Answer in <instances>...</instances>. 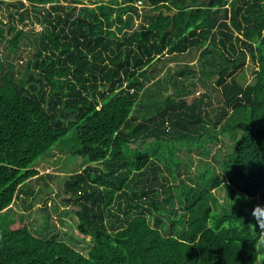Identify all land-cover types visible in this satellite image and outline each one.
<instances>
[{"label": "trees", "instance_id": "16d2710c", "mask_svg": "<svg viewBox=\"0 0 264 264\" xmlns=\"http://www.w3.org/2000/svg\"><path fill=\"white\" fill-rule=\"evenodd\" d=\"M62 1L78 3L0 0V264H253L264 255L249 226L264 205V0H113L77 13ZM162 9L176 12L172 30ZM192 52L224 67L188 100L193 60L177 58ZM43 162L71 166L64 192L86 255L32 234L11 208L26 182L53 178Z\"/></svg>", "mask_w": 264, "mask_h": 264}, {"label": "rangeland", "instance_id": "374dc122", "mask_svg": "<svg viewBox=\"0 0 264 264\" xmlns=\"http://www.w3.org/2000/svg\"><path fill=\"white\" fill-rule=\"evenodd\" d=\"M77 1L78 3L62 1L61 5L66 7V9L75 6L76 13L79 11V9H81V7H88L89 9L97 11L99 3H102V5L104 6H113L110 4L113 0ZM24 4L28 5L26 2H24ZM135 5L137 6V8H141L142 6L138 5L137 2ZM115 9V12L117 13L119 7L117 6L115 7ZM4 13L5 10L0 5V19L6 20L4 17ZM133 18L134 24L132 28L135 29L138 27V25H140V20L135 17ZM18 26L23 27L25 31H27L31 27H34L36 32L40 31L41 29L40 25H31V23L29 22H26L25 26H22L20 24H18ZM112 31L117 35V37H119V35L121 34V32L117 30V26L112 27ZM31 39V41H29L27 38L25 39L27 47L25 48L24 59L33 50V37H31ZM4 53V44L1 43L0 54ZM177 59L179 62L184 63L195 59L193 62H191V68L192 70L194 69V76L190 78V82H192L195 87L187 86V88H190L191 90L187 98L188 100L194 97L196 98L199 95L208 92L214 86V82L218 76L217 71L224 67L223 61L215 52L213 53V58H211L212 60H209V62L207 63L205 59H208V57L200 58L198 52L191 53L190 55L185 56L181 55ZM202 61H205L204 66L201 65ZM160 65L161 64H159L158 67H160ZM199 67L205 73V76L198 70ZM253 70L254 65L250 62L249 59H247L246 65L243 69L245 74L243 82L245 84L250 83ZM238 75H240V73H238L237 76ZM169 92L167 91L166 95H169ZM70 147L71 146L68 145L67 149H70ZM135 147L136 145L124 144L122 146L123 153L127 156H131L134 152ZM139 148H141L142 151H145L147 148L146 143L142 144V146H140ZM222 150V152H225L227 150L230 151V145L227 144V147L222 146ZM61 152H63V150H61ZM64 162L65 161L63 158L59 160L57 167L61 168ZM70 162H72V159L71 161L68 160V163ZM42 164L38 168L39 174L46 175L47 173H51L53 175V178L50 180L41 179L39 181H36V179H32L26 182V184L22 186V191H20L17 195V198L15 199L11 208L13 209L14 213L22 214L24 216V222L27 224L32 234L43 238L54 235L56 236V240L65 242L83 255H86L87 251L91 247V242L88 238H85L79 233L77 229L78 219L76 216L77 206L74 205L72 201H67V199L73 198L64 192V183L69 177L71 166L68 165L69 168L66 169H54L51 165H48L44 162ZM197 165L198 161L196 158H194V164L190 168V175L194 176V174L196 173ZM216 169L220 170L218 166H216ZM45 186H48V191H44ZM220 201H225L224 195L221 197Z\"/></svg>", "mask_w": 264, "mask_h": 264}, {"label": "clouds", "instance_id": "9594fccd", "mask_svg": "<svg viewBox=\"0 0 264 264\" xmlns=\"http://www.w3.org/2000/svg\"><path fill=\"white\" fill-rule=\"evenodd\" d=\"M228 195V194H227ZM250 216L255 221V224H249L253 229L259 228L261 240L264 241V205L256 204L250 210ZM264 259V255L255 256L253 264H259V261Z\"/></svg>", "mask_w": 264, "mask_h": 264}, {"label": "water", "instance_id": "95a60500", "mask_svg": "<svg viewBox=\"0 0 264 264\" xmlns=\"http://www.w3.org/2000/svg\"><path fill=\"white\" fill-rule=\"evenodd\" d=\"M202 1L204 2L205 0H202ZM207 1H209V0H207ZM161 11L163 12L164 16H169L170 17V19H171L170 30H172L173 26H174L173 18L175 16L176 12L175 11L167 12L165 9H162ZM157 13L159 14L160 11H158ZM93 166H96V165H93ZM98 167L101 168V166H98Z\"/></svg>", "mask_w": 264, "mask_h": 264}, {"label": "crops", "instance_id": "0c3cea01", "mask_svg": "<svg viewBox=\"0 0 264 264\" xmlns=\"http://www.w3.org/2000/svg\"><path fill=\"white\" fill-rule=\"evenodd\" d=\"M192 53H195V52H192ZM194 60H195V59H194ZM194 60H193V61H194ZM193 61H191V62H193ZM191 62L189 63V65L192 64ZM178 64H179L178 62H176V61H172V62H169V63L167 64L166 67H167V68H173V67H175V66L178 65ZM191 66H192V65H191ZM166 67H165V68H166ZM155 69H156V70L159 69V77H161V74H162V72H163L162 67H161V66H160V67L157 66V67H155ZM146 145H147V144H146Z\"/></svg>", "mask_w": 264, "mask_h": 264}, {"label": "built area", "instance_id": "2783aa9c", "mask_svg": "<svg viewBox=\"0 0 264 264\" xmlns=\"http://www.w3.org/2000/svg\"><path fill=\"white\" fill-rule=\"evenodd\" d=\"M137 3H138V5H142L141 1H138Z\"/></svg>", "mask_w": 264, "mask_h": 264}]
</instances>
